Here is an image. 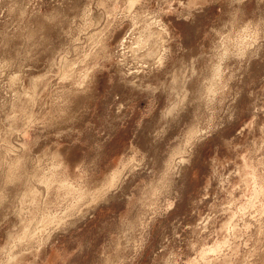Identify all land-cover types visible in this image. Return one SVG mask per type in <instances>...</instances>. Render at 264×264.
<instances>
[{"label":"rangeland","instance_id":"rangeland-1","mask_svg":"<svg viewBox=\"0 0 264 264\" xmlns=\"http://www.w3.org/2000/svg\"><path fill=\"white\" fill-rule=\"evenodd\" d=\"M0 264H264V0H0Z\"/></svg>","mask_w":264,"mask_h":264}]
</instances>
